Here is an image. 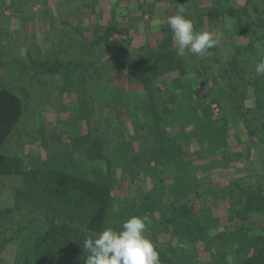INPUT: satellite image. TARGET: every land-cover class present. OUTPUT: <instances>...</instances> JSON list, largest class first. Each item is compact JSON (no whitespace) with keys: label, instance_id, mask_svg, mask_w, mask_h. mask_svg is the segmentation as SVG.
Returning a JSON list of instances; mask_svg holds the SVG:
<instances>
[{"label":"trees","instance_id":"16d2710c","mask_svg":"<svg viewBox=\"0 0 264 264\" xmlns=\"http://www.w3.org/2000/svg\"><path fill=\"white\" fill-rule=\"evenodd\" d=\"M104 1L121 17L136 12ZM98 3H84L92 11L82 16L107 14ZM171 3V15L183 6L195 30L220 37L210 55L177 57L165 20L154 45L145 42L130 54L129 29L108 19L86 40L78 27L57 31L60 53L89 52L98 61L85 66L51 51L32 61L26 79L56 87L46 105L59 104L64 92L80 97L86 132L62 151L28 167L21 151L3 152L13 132L11 146L19 150L16 130L37 110L27 80L13 88L20 94L0 88V176L21 180L14 205L0 209V253L10 246L9 264H85L89 232L119 230L131 216L148 218L146 234L160 264H264V181L212 175L240 165L256 145L264 148V75L255 72L264 59V0ZM117 36L115 54L103 61ZM76 37H84L80 46ZM42 75H56L57 84ZM125 182L133 194L118 193ZM216 201L226 202L224 214H213Z\"/></svg>","mask_w":264,"mask_h":264},{"label":"rangeland","instance_id":"374dc122","mask_svg":"<svg viewBox=\"0 0 264 264\" xmlns=\"http://www.w3.org/2000/svg\"><path fill=\"white\" fill-rule=\"evenodd\" d=\"M99 2L100 8L106 10L100 18L92 16L90 20V12L92 7L83 9L84 3ZM172 0H117L120 6H125L134 12L136 17L138 13L139 19H133L127 11L123 17L116 14L114 8L108 9V5L104 0H15L10 3L9 0H0V88H7L13 92L16 85L22 79H26L24 73H32L35 67L33 60L44 61L47 58V53H52V57L60 54L58 57L64 59H75L80 61L85 66L88 62H96L97 55L89 52H77L73 54L60 53L59 50L63 46L59 44L58 39L63 36L58 35L57 31L61 27L69 26L78 27L85 35V38H77L75 45L81 44L84 39L94 37L96 30H100L108 23V19H116L120 26L129 29V47L128 51L131 54L136 51L143 43L154 45L158 39L159 23L166 22V17L173 13ZM97 4V3H96ZM81 12H86L88 15L82 16ZM126 12V11H125ZM106 16H105V15ZM115 14L118 15L117 18ZM118 23V24H119ZM100 27V28H96ZM117 36L108 44V49L104 51L100 58L103 61L115 54L117 46L120 43L117 41ZM84 38V39H83ZM54 40L57 44L54 46ZM80 46V45H79ZM63 54V55H61ZM50 55V54H49ZM43 80L54 79L57 84V76L42 75ZM28 83L31 84V89L35 88L36 98L35 109L36 113L28 111L25 115L17 132L20 137L19 142L13 143L15 133L13 132L8 141H6L3 152L7 155L19 154L21 151L26 162L25 166L34 164L37 160L44 159L46 154L62 151L71 144L73 136H81L86 132L85 125L79 120V101L78 91L64 92L62 97H57L60 103L48 106L52 97L56 96V87L53 86H38L36 80ZM59 88V86H57ZM17 93V92H15ZM20 94V93H17ZM51 97V98H50ZM50 98V100H49ZM54 99V98H53ZM52 99V100H53ZM42 107V108H41ZM41 108V109H40ZM38 109H40L38 111ZM214 115L218 117L217 110H214ZM82 124V125H81ZM14 134V135H13ZM55 136H60L61 141H57ZM8 142V144H7ZM242 148V146H239ZM234 144L233 150H236ZM238 149V148H237ZM264 149V148H263ZM260 146H255L250 150V155L245 158L237 167L225 172L216 171L213 173V178L216 181H227L234 176L247 175L251 178L264 181V150ZM245 154L243 155V158ZM31 164H30V162ZM18 188H21V180L18 177L0 176V209L12 207L15 202V195ZM122 196L124 193L133 194L134 190L129 182L123 184L122 190L118 192ZM226 212V202L216 201L213 208L214 215H222ZM10 246L3 249L0 253V264H9Z\"/></svg>","mask_w":264,"mask_h":264},{"label":"clouds","instance_id":"9594fccd","mask_svg":"<svg viewBox=\"0 0 264 264\" xmlns=\"http://www.w3.org/2000/svg\"><path fill=\"white\" fill-rule=\"evenodd\" d=\"M166 22L177 45V57L191 54L203 59L220 42V37L211 32L195 30L183 6L176 14L167 16ZM255 72L264 75V59L256 64ZM147 224V217L131 216L121 223L119 230L106 227L89 232L82 242V250L87 253L85 264H160L159 253L146 234Z\"/></svg>","mask_w":264,"mask_h":264}]
</instances>
